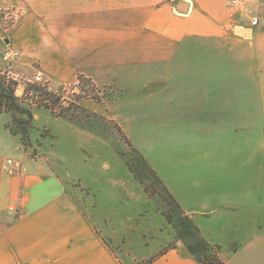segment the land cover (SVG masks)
Segmentation results:
<instances>
[{"label":"rangeland","instance_id":"1","mask_svg":"<svg viewBox=\"0 0 264 264\" xmlns=\"http://www.w3.org/2000/svg\"><path fill=\"white\" fill-rule=\"evenodd\" d=\"M21 14L16 7L0 5L3 50L8 34L14 40ZM2 53L0 70L17 81L16 94L26 98L34 117L25 143L5 127L9 115L0 113V147L6 146L23 164L31 157L47 160L125 264H140L176 242L162 214L163 197L147 195L127 167L134 147L221 252L234 254V248L264 229V130L251 127L249 121L260 120L264 127V100H254L233 84L210 97L207 77L186 73L176 77L177 90L158 93L146 103L138 94L135 101L118 104L114 100L123 91L117 86H98L83 75L68 83L45 78L36 82V73L43 71L38 62H22L20 51L10 67ZM216 61L220 69L221 61ZM29 83L46 85L60 97L59 103L52 104V110L39 107L43 98L27 95ZM62 109L67 116H61ZM116 114L123 119L110 118ZM83 119H92L90 125H81Z\"/></svg>","mask_w":264,"mask_h":264},{"label":"crops","instance_id":"2","mask_svg":"<svg viewBox=\"0 0 264 264\" xmlns=\"http://www.w3.org/2000/svg\"><path fill=\"white\" fill-rule=\"evenodd\" d=\"M179 1L0 0L22 13L5 49L18 48L24 63L38 62L46 81L83 75L98 86H117L124 93L118 104L177 90L176 77L186 73L206 76L210 97L233 84L263 102L264 0H249L247 11L228 0H184L186 13ZM251 15L260 26H250ZM5 49L0 43V54ZM249 121L264 130L260 120ZM10 154L0 147V264H125L47 160L28 158L14 173L4 168ZM164 250L150 264H200L179 244ZM234 252L220 256L227 264H264V229Z\"/></svg>","mask_w":264,"mask_h":264},{"label":"trees","instance_id":"3","mask_svg":"<svg viewBox=\"0 0 264 264\" xmlns=\"http://www.w3.org/2000/svg\"><path fill=\"white\" fill-rule=\"evenodd\" d=\"M17 85V81L8 77L5 73L2 74L0 70V113H7L10 117L9 121L5 124L6 128L13 135L20 136L23 142L28 143L34 111L32 106L25 102L26 98L19 97L16 94ZM26 93L27 95L32 94L33 97L40 96L43 98V102L38 106L50 110H52V104L56 106L60 101V97H57L56 93L51 91L46 85L42 86L36 83H29V86L26 88ZM76 108L79 109L80 107L76 106ZM81 109L84 113H87L85 109ZM61 112V116H67L66 110L62 109ZM92 115L102 118L94 113ZM69 120L72 121L75 119ZM91 120L83 119L84 122L81 125L88 123L89 126ZM98 120L102 123L112 124L107 119ZM113 124L115 128L119 131L121 130L118 124ZM125 140L132 146L128 138L125 137ZM132 152L134 153L133 157L128 158L126 161L129 171L142 184L143 190L147 195L150 197L161 195L164 199L165 208L162 209V214L168 224L173 228L176 241L174 245L169 247H176L179 244L200 264H227L220 256L221 247L218 244L211 243L205 237L202 230L194 222L192 216L183 209L146 158L135 147L132 149ZM236 250L237 248H234V251ZM164 253L165 250L140 264H150Z\"/></svg>","mask_w":264,"mask_h":264},{"label":"built area","instance_id":"4","mask_svg":"<svg viewBox=\"0 0 264 264\" xmlns=\"http://www.w3.org/2000/svg\"><path fill=\"white\" fill-rule=\"evenodd\" d=\"M249 0H228V4L232 7L240 8L243 10H248L247 4ZM261 19L258 15L250 16V26L257 27L260 26ZM20 56V51L14 48H8L2 53V60L6 64H11ZM43 80V75L41 72L35 75V81L41 82ZM4 168L10 170L14 173H19L22 168V161L20 159L8 158L5 162Z\"/></svg>","mask_w":264,"mask_h":264},{"label":"water","instance_id":"5","mask_svg":"<svg viewBox=\"0 0 264 264\" xmlns=\"http://www.w3.org/2000/svg\"><path fill=\"white\" fill-rule=\"evenodd\" d=\"M188 7H189L188 2H186L184 0H181V1L178 2L177 9L180 12L186 13L188 11ZM240 31L247 33V30H244V29H240Z\"/></svg>","mask_w":264,"mask_h":264}]
</instances>
